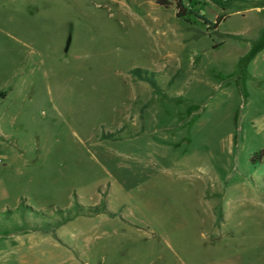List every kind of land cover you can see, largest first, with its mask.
<instances>
[{
  "label": "rangeland",
  "instance_id": "obj_1",
  "mask_svg": "<svg viewBox=\"0 0 264 264\" xmlns=\"http://www.w3.org/2000/svg\"><path fill=\"white\" fill-rule=\"evenodd\" d=\"M184 3L0 0V264H264V0Z\"/></svg>",
  "mask_w": 264,
  "mask_h": 264
},
{
  "label": "trees",
  "instance_id": "obj_2",
  "mask_svg": "<svg viewBox=\"0 0 264 264\" xmlns=\"http://www.w3.org/2000/svg\"><path fill=\"white\" fill-rule=\"evenodd\" d=\"M213 1L220 6L226 7V6L230 5L233 0H213ZM154 2L157 5H160V6H163L166 8L174 5V7L176 9V15L177 16H186L187 14H189V10L187 9V7L185 5L184 0H154ZM196 15L199 18L203 19L204 22H206V23L209 22V20L206 17H204L202 14H200L199 12H196ZM222 19H223V17L222 18L218 17L216 21L219 23ZM227 36H230V37H233L236 39H246L242 36V34L228 33ZM128 73L135 80L146 81L151 87L152 97L153 96H167V93L163 90V88L159 85V83L157 82V80L155 78L156 72L150 71L146 68L133 67V68L129 69ZM171 81H172V79L169 81V83ZM10 88H11V86L8 85L7 87L0 89V99H3L6 97ZM113 134H114L113 132L102 133V135H100L99 138L100 139L112 138ZM93 208L95 209L96 212L106 211L103 203H102V206H100V207L95 206ZM221 217H222V214H221L220 210H216V221L221 220ZM68 219L69 218L63 219L61 221V223L65 222Z\"/></svg>",
  "mask_w": 264,
  "mask_h": 264
},
{
  "label": "crops",
  "instance_id": "obj_3",
  "mask_svg": "<svg viewBox=\"0 0 264 264\" xmlns=\"http://www.w3.org/2000/svg\"><path fill=\"white\" fill-rule=\"evenodd\" d=\"M17 75H19L18 73H16ZM7 96V95H6Z\"/></svg>",
  "mask_w": 264,
  "mask_h": 264
}]
</instances>
